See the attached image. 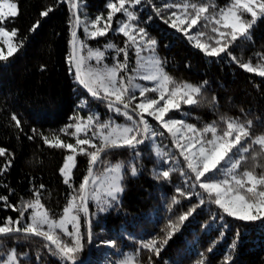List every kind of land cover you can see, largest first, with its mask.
I'll return each mask as SVG.
<instances>
[{
	"label": "trees",
	"instance_id": "16d2710c",
	"mask_svg": "<svg viewBox=\"0 0 264 264\" xmlns=\"http://www.w3.org/2000/svg\"><path fill=\"white\" fill-rule=\"evenodd\" d=\"M13 2L18 4L19 15L6 27L9 30L18 29L16 39L17 42L22 40L23 46L8 60L0 61V148L7 150L5 156H0V168L11 161L7 171L0 172V195L8 196L9 204L19 206L21 200L34 199V193L38 190L41 202L51 215L57 217L87 174L88 158L80 154L76 156L77 167L73 169L72 187H69L64 183L59 169L71 150L50 147L40 134L50 139L59 136L64 143L75 145L77 137L71 135L75 128L67 126L75 124L78 117L86 121L92 115L98 117L101 123L112 121L126 124L130 121L110 110L107 102L92 98L76 80L75 69L69 70L70 41L74 28V15L69 2ZM108 2L79 0L81 23L77 37L85 46L80 54L87 56L89 48L104 52V59L99 65L92 59L86 62L85 68L104 64L112 66L117 60L123 61V53L117 55L115 49L105 48L108 43L120 48L125 46L127 37L115 31L119 22L127 19L122 13L113 17L112 28L105 36L92 38L84 31L85 26L89 32L94 30L90 21L96 16L102 15L106 19ZM174 2L182 0H141L140 5L132 8L138 16L133 23L144 28L148 36L157 41L155 55L164 62V70L177 81L203 85L200 104L181 105L180 110H173L174 118L197 127L219 121L220 116L239 118L241 122L251 120L253 135L264 134V77L240 68L227 54L206 56L183 33L166 25L161 16L166 17L176 9H163V5ZM190 2L214 3L218 11L227 7L231 0ZM49 8L52 11L48 16L40 15ZM156 8L162 9L161 16H157ZM246 18L250 19V16L246 14ZM37 21L39 26L35 31H30ZM204 23L201 21L193 32L204 31L215 35L211 32L212 25L204 27ZM98 26H103V21ZM201 39L207 40V36ZM229 51L242 63L251 61L255 66L260 62L258 54H264V18L256 21L250 29L249 38L238 39L230 45ZM136 60L135 51L130 48L128 71L122 75L136 76L134 83L152 87L151 81L142 80L139 73L133 72L137 67ZM205 81L207 84H204ZM135 95L139 97V90ZM213 97L216 98L215 102ZM13 115L19 119V127L12 120ZM148 119L158 132H164L163 136L157 135L135 151L118 149L102 157L107 164H123V191L110 207H106V211H100L89 200L93 247L88 261L90 243L87 239V216L80 213L83 249L78 254L77 264H122L129 256L133 257L134 264H197L198 261L204 264H264V224L228 216L217 205L208 202L207 194L198 185L193 189V180L182 176L179 171L172 172L167 180L158 178V174L173 167L175 161L169 159L168 163H164L156 155L155 148L158 146L166 152L175 153L177 157L179 154L168 133L151 118ZM94 130L95 125L88 130L87 138H93ZM79 136L85 138L83 132ZM93 142L99 143L95 138ZM258 147L253 145L255 149ZM136 151L140 153L139 156L135 154ZM179 159L183 161V157ZM105 165L98 162L95 172ZM180 166L187 171L183 163ZM250 166L251 160L244 165ZM133 167L137 170L136 175H132ZM216 178L223 179L224 176L217 174ZM41 184L44 185L42 189ZM178 188L185 195L177 192ZM173 197L179 201L178 204L173 203ZM201 198L205 199V203L180 222L178 217L198 205ZM30 212L31 209L25 216ZM18 216V212L0 201V222L6 217L15 219ZM170 222L174 229L168 227ZM168 232H172L171 238L163 245L158 256L142 247L143 242L153 239L159 246ZM61 235L65 241L70 240V237ZM0 240H3L0 261L4 253L14 248L23 264H65L58 256L50 254L48 248L44 247L46 242L39 237L16 235L0 237ZM106 241H113L114 245L106 244Z\"/></svg>",
	"mask_w": 264,
	"mask_h": 264
},
{
	"label": "snow or ice",
	"instance_id": "6c2138e0",
	"mask_svg": "<svg viewBox=\"0 0 264 264\" xmlns=\"http://www.w3.org/2000/svg\"><path fill=\"white\" fill-rule=\"evenodd\" d=\"M140 4L141 0H109L106 5L109 10L106 19L98 15L90 21L94 29L91 32L85 26L84 31L95 38L107 34L112 28L113 17L117 13H122L127 18L126 21H120L115 29L127 37L125 46L120 48L113 43L105 45L106 49H115L117 55L123 53V61L117 60L112 66L104 64L101 67L88 66L85 68L86 62L92 59H95L99 65L104 59V52L89 48L87 56L80 54L85 46L82 41L78 40L74 30L81 23L79 16L76 15L79 4L77 0H69V8L74 15V28L70 41L72 51L68 60L69 70L72 71L74 68L76 80L93 97L107 100L108 108L123 115L130 123L123 125L112 121L101 123L98 117L92 115H89L86 121L78 117L75 124L67 126V128H75V131L71 133L77 137L75 145L64 143L59 136L50 139L41 133L44 143L50 147L71 150V154L64 158L63 166L59 169L66 185L72 187V170L77 167L76 156L78 154L88 158L87 174L83 176L82 182L75 190L76 195L68 199L59 219L53 218L41 202L38 190L34 193V199L21 200L19 206L9 204L8 196L0 195V201H4L6 207L19 213L15 219L6 217L0 222V237H12L17 234H21L24 238L40 237L46 242L44 247L48 248L51 255L58 256L65 264H77L78 254L83 249L80 213H84L85 216L89 214V200L96 201L100 211H106L105 205L110 207L111 201L117 200L118 194L123 191L121 185L123 164L116 163L105 167L103 179L94 173V167L98 162L107 164L106 160L102 161V155L107 156L114 149L128 148L135 151L141 144L157 135L163 136L164 132H158L148 118L168 133L172 145L179 154L177 157L175 153L166 152L158 146L155 148L156 155L164 163H168L169 159L175 161V165L162 170L158 178L162 177L167 180L172 172L179 171L182 176L193 180L191 185L193 189L198 185L203 193L207 194L208 202L217 205L228 216L242 221H259L264 224V134L253 135L251 131L253 121L251 120L241 122L239 118L220 116L219 121H212L204 124L203 127H197L183 119L174 118L173 110H180L181 105L198 106L200 104L203 85L177 81L164 70V62L155 55L157 41L148 36L144 28L133 23L138 20V16L132 8ZM163 9H176L166 17L161 16V8H156L155 11L166 25L183 33L188 41L206 56L219 57L221 54H227L240 68L264 77V54H258L261 61L253 66L251 61L240 62L229 51L230 45L238 39L249 38L250 29L256 21L264 18V0H231L227 7L218 11L215 10L214 3L182 0V2L165 3ZM51 11L52 9L49 8L40 15L46 17ZM246 14L250 16V19L246 18ZM18 15L16 2L0 0V45H2L0 46V61L8 60L23 46L22 40L17 42L16 39L18 29L9 30L6 27V24ZM101 21H103V26H98ZM201 21L205 22L204 27L211 24V32L215 35H209L204 31L193 32ZM38 26L39 21L30 31H35ZM205 36L207 40H202L201 38ZM130 48L134 49L137 57V67L133 69V72L139 73L146 61L148 70L140 75V79L151 81L152 87L134 83L136 76L122 75L128 71ZM146 49L151 55L141 56ZM204 84H207V81ZM137 90H139V97L135 95ZM149 93L155 95H149ZM215 99L213 97V102ZM12 120L16 122L17 127L20 126V121L15 115L12 116ZM93 125H95V130L92 137L98 139L99 143H94L93 138H87V132ZM33 131L35 132V129ZM61 131H66V129ZM82 132L85 138H80L79 134ZM84 145L88 147L85 148ZM253 145H258V149L253 148ZM6 151L0 148V156H5ZM135 154L140 155L138 151ZM179 157H183V161ZM249 160H251V166L244 167ZM182 163L187 171L185 167L180 166ZM10 164L11 161H7L3 168H0V172L7 171ZM131 171L132 175H136L135 167ZM217 174H222L224 178L217 179ZM89 185L93 187L90 189ZM40 188H44V185L41 184ZM177 192L185 195L179 188ZM196 195L202 194L196 193ZM106 197L111 199L108 200ZM173 203L178 204L179 201L173 197ZM204 203L205 199L201 198L198 205L180 215L178 220L183 222L195 211L196 207ZM29 209L31 212L26 217L25 213ZM68 225H71V231ZM88 227L87 239L90 243L92 240L90 220ZM168 227L174 229L171 222ZM61 233L63 236L70 237V240L65 241ZM171 235L172 232H168L159 246L153 239L143 242L142 247L158 256ZM105 243L114 245L113 241ZM2 244L3 240H0V245ZM0 264H23V262L16 249H11L6 259L0 261ZM122 264H134L133 257L129 256ZM197 264H204V262L198 261Z\"/></svg>",
	"mask_w": 264,
	"mask_h": 264
},
{
	"label": "rangeland",
	"instance_id": "374dc122",
	"mask_svg": "<svg viewBox=\"0 0 264 264\" xmlns=\"http://www.w3.org/2000/svg\"><path fill=\"white\" fill-rule=\"evenodd\" d=\"M67 1L69 2V0H67ZM0 46H2V45H0ZM5 51H7L6 48H5ZM149 55H151V53L148 52L147 49L141 53V56H143V57H148ZM147 70H148V65H147V62L145 61V66L139 70V74H138V76L140 77V75H142V74H143L145 71H147ZM116 124H118V123H116ZM121 125H123V124H121ZM70 154H71V153H70ZM114 164H116V163H114ZM114 164H106L105 166H102L97 172H95V174L98 175V176H100V177L103 179V177L105 176V173H104V169H105V167H108V166H110V165H114ZM121 164H122V163H121ZM123 169H124V167H123ZM123 169H122V173H123ZM72 175H73V170H72ZM71 179H72V177H71ZM92 187H93L92 185H89V188H90V189H91ZM121 193H122V192H120L119 194H121ZM119 194H118V195H119ZM73 195H76V192H75ZM106 199L110 200L111 198L106 197ZM91 201H92V202L95 204V206L100 210V207L97 205V202L94 201V200H91ZM77 202H78V201H77ZM111 203H112V201H111ZM105 207H108V206L105 205ZM61 215H62V214H61ZM61 215H60V216H61ZM52 216H53V215H52ZM60 216H57V217L53 216V218H55V219H59ZM68 228H69V231H71V225H68ZM57 231H59V230H57ZM12 249H14V248H12ZM10 250H11V249H10ZM8 252H9V250H8ZM8 252L4 253V258H3L2 260L6 259V256H7V253H8ZM2 260H1V261H2Z\"/></svg>",
	"mask_w": 264,
	"mask_h": 264
},
{
	"label": "water",
	"instance_id": "95a60500",
	"mask_svg": "<svg viewBox=\"0 0 264 264\" xmlns=\"http://www.w3.org/2000/svg\"><path fill=\"white\" fill-rule=\"evenodd\" d=\"M77 3L79 4V0H77ZM76 15H78L79 16V8L76 10ZM80 18V17H79ZM79 28H80V25L78 26V27H76V29H75V31H76V33L78 34V31H79ZM79 83V82H78ZM79 85L82 87V89H84L92 98H94V99H96V100H99V101H102V102H107V100H102V99H98V98H96V97H93L88 91H87V89L86 88H84V86L83 85H81L80 83H79ZM108 103V102H107ZM120 149H126V148H120ZM114 150H118V149H114ZM114 150H112V151H114ZM102 157H103V155H102ZM98 164V163H97ZM96 167H97V165L94 167V172H95V170H96ZM88 206H89V201H88ZM91 221V233H92V219H91V211H90V207H89V214L87 215V224H88V221ZM88 230H89V227H88ZM17 235H21V234H17ZM40 238V237H39ZM42 239V238H41ZM92 247H93V241L91 240V242H90V249H89V254H88V257H87V260L86 261H88L89 259H90V257H91V251H92ZM77 263H78V261H77ZM81 263V262H80Z\"/></svg>",
	"mask_w": 264,
	"mask_h": 264
}]
</instances>
